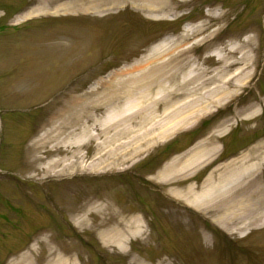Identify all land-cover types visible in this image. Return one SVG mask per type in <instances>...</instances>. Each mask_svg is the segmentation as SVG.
Masks as SVG:
<instances>
[{
    "label": "rangeland",
    "instance_id": "1",
    "mask_svg": "<svg viewBox=\"0 0 264 264\" xmlns=\"http://www.w3.org/2000/svg\"><path fill=\"white\" fill-rule=\"evenodd\" d=\"M66 3L67 9L60 7ZM170 3L172 14L153 19L130 5L95 13L71 5L79 0H0V264L22 257L32 264L57 258L72 264H264V224L226 233L164 194L167 188L199 186L211 166L242 156L254 163L264 156V0ZM31 11L34 15L24 18ZM213 14L224 19L216 22ZM202 24L203 34L181 39L185 29ZM234 37L240 44L252 38L247 86L186 126L173 112L184 100L178 105L173 100L175 108L166 112L161 103L159 125L145 126L155 139L138 130L136 118L130 140L138 143L106 151L112 144L104 142L98 125L109 111L102 103L103 84L132 81L143 67L136 63L164 39L178 38L180 49H193L192 57L201 63L202 38L209 39L207 46L222 48ZM109 67L115 72L102 79L77 77ZM202 97L207 104L214 96ZM245 101L258 109L248 120L242 113ZM83 129L92 137L75 144ZM201 141L219 150L209 167L187 182L155 181L163 163L178 162ZM99 160L106 167L115 162L118 169L82 170ZM257 171L264 192V165ZM94 202L111 205L117 214H138L142 232L122 246L105 243L101 234L115 223L105 222L110 210L75 227Z\"/></svg>",
    "mask_w": 264,
    "mask_h": 264
},
{
    "label": "bare ground",
    "instance_id": "2",
    "mask_svg": "<svg viewBox=\"0 0 264 264\" xmlns=\"http://www.w3.org/2000/svg\"><path fill=\"white\" fill-rule=\"evenodd\" d=\"M68 4H63L60 7L67 9L70 6ZM71 5L81 10L96 9L95 13L130 5L136 11L153 19L167 18L173 11L170 0H79V4ZM33 12L25 14L24 18L33 16ZM223 15L213 14L211 18L217 22L224 19ZM205 30V24L190 27L185 29L186 33L181 36V39L185 41L196 34H203ZM204 39H201V47L204 49L205 57L201 63L200 60L197 61L192 57L193 49H180L181 45L177 44L178 38H167L153 46L136 63V67L138 65L143 67L140 70L141 74L131 78L132 81L103 84L102 87L106 88V92L102 103L106 104L109 111L106 112L107 115L103 119L98 121V125L101 134L105 137L104 142L112 144L106 151L114 153L121 149L128 150L132 144L138 143L135 140H130L136 135L131 126V122H135L136 118L139 119L138 130L144 131L145 135L147 132L145 126L157 127L159 121L155 119L159 116L156 115V112H158L157 107L161 103L166 112L167 109L170 111L175 108L176 105L172 106L173 100L177 101V105L184 100L183 102L186 104L173 109V112L178 111L180 123L182 122L181 124L186 126L203 113H208L211 105L217 106L223 103L238 92L241 86L248 85V79L251 77V65L249 66V64L252 60L248 45L252 38H246L243 44H240L237 42L238 37H234L222 48L217 46L218 44L207 46L210 44L209 39ZM209 61H213V63H209ZM147 66H149L148 70ZM204 66L206 67L204 68ZM121 74L119 75L121 76ZM202 94H211L214 97L206 104ZM123 100L124 104L120 105ZM186 105L190 107L188 108ZM242 113L246 115L245 120H248L257 115L258 110L250 106ZM59 127L64 130L67 126L62 124ZM225 127L227 125L218 131L217 136L223 135V132L226 131ZM109 131L111 132L109 133ZM150 133H147L146 137L150 140L155 139L154 135L152 136ZM80 135L81 137L74 141L75 144L82 142L79 138L92 137L86 129H83ZM125 137H127V142H121V139ZM128 141H130L129 147L126 145ZM218 151V147L215 145L212 146L206 141H201L179 158L178 162L176 159L171 160L157 173L156 180H154L162 185L165 184V186L178 181L187 182L190 178L195 177L196 172L209 167V163L218 155ZM105 165L107 164H102L99 160L97 163L89 165V168L84 167L82 170L105 173L107 170L118 169L115 168L118 166L115 162L107 167ZM262 165H264V156L254 163L250 162V156L231 159L211 168L199 186L188 184L181 188H167L164 194L175 204L186 207L195 215L205 216L204 219L215 223L226 233H239L246 227L264 224V192L258 183L260 174L257 173ZM52 166H54L53 163L49 164V167ZM55 174L65 173L55 172ZM97 203L89 205L79 217L80 220L74 223L75 227L79 228L80 225H83L87 217L92 214H101L103 211L110 210L105 222L115 221V223L111 230L101 234L105 243L122 246L124 241L129 240L132 235L142 232V217L138 214H117L116 211L111 212V205L104 204V202ZM13 264L32 263L28 257H22ZM49 264H72V262L57 258Z\"/></svg>",
    "mask_w": 264,
    "mask_h": 264
},
{
    "label": "flooded vegetation",
    "instance_id": "3",
    "mask_svg": "<svg viewBox=\"0 0 264 264\" xmlns=\"http://www.w3.org/2000/svg\"><path fill=\"white\" fill-rule=\"evenodd\" d=\"M100 64H98V66H99ZM95 68V67H94ZM95 70V69H94ZM115 70H116V68H114V67H109V68H105V69H97V71L96 72H87V73H82V74H78V76L77 77H79V79H91V80H95V79H102V78H105V77H108V76H111L114 72H115ZM260 80V78L259 77H257V79H256V81H255V83H254V85L256 86L257 84H258V81ZM245 103H246V101H245ZM252 107V108H255V107H257V106H254V104L251 102V101H248L247 103H246V105L244 106L245 108H248V107ZM152 161H154L153 160V158H151L150 160H149V163H151ZM148 163V164H149ZM155 163H158V161L156 160V162ZM147 164V165H148Z\"/></svg>",
    "mask_w": 264,
    "mask_h": 264
}]
</instances>
